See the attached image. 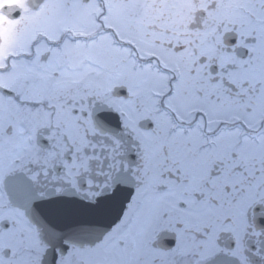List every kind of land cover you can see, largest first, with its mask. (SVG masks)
Returning <instances> with one entry per match:
<instances>
[{"label":"snow or ice","instance_id":"snow-or-ice-1","mask_svg":"<svg viewBox=\"0 0 264 264\" xmlns=\"http://www.w3.org/2000/svg\"><path fill=\"white\" fill-rule=\"evenodd\" d=\"M0 264H264V0H0Z\"/></svg>","mask_w":264,"mask_h":264}]
</instances>
